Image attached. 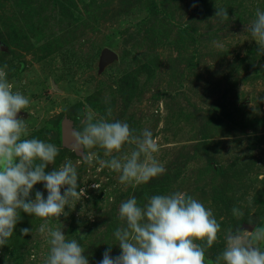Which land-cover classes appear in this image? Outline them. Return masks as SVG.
I'll return each instance as SVG.
<instances>
[{
  "label": "rangeland",
  "instance_id": "rangeland-1",
  "mask_svg": "<svg viewBox=\"0 0 264 264\" xmlns=\"http://www.w3.org/2000/svg\"><path fill=\"white\" fill-rule=\"evenodd\" d=\"M217 8H226L228 21L213 19ZM257 8L264 11V0H0V68L30 99L18 118L28 123L27 138L59 148L45 172L71 159L77 190L86 193L49 226L68 239L84 233L79 243L89 264H99L109 246L113 257L120 254L113 233L131 196L143 206L153 195L185 191L210 208L221 232L206 264L224 250L228 229L264 227V55L246 31ZM105 50L114 57L103 63ZM89 110L137 135L150 128L165 173L133 188L96 162L77 163L61 123L81 130ZM36 191L47 198L43 183L33 200ZM20 217L0 247V264H43L48 244L37 230L44 221Z\"/></svg>",
  "mask_w": 264,
  "mask_h": 264
},
{
  "label": "clouds",
  "instance_id": "clouds-1",
  "mask_svg": "<svg viewBox=\"0 0 264 264\" xmlns=\"http://www.w3.org/2000/svg\"><path fill=\"white\" fill-rule=\"evenodd\" d=\"M220 23L229 20L226 8H217L215 17ZM258 45L257 54L264 55V11L256 9L255 18L246 27ZM216 46L222 47L218 42ZM7 66L5 65V68ZM7 78L0 68V247L7 244L24 212L40 218L38 233L48 244L43 264H89L85 248L79 243L87 236L79 233V240L68 239L61 227H50L49 221H59L67 215L65 207L74 208L86 194L78 189V172L71 159L50 172L45 169L55 164L59 148L50 142L30 135L28 123L18 113L30 105V99ZM107 117L112 116L108 108ZM133 146L129 153H121L124 145ZM72 150L79 162L118 173L121 185L137 187L165 173V163L158 159V138L150 128L135 134L126 122L112 120L89 110L81 130L71 132ZM102 149L101 159L93 149ZM43 183L47 198L40 191L30 198L34 186ZM93 187L99 189L98 184ZM64 189L63 194L61 189ZM237 218L243 212L233 208ZM122 224L113 235L120 254L113 257L111 246L103 253L99 264H206L205 252L218 239L221 225L213 211L185 191L153 195L141 206L135 196L121 202L118 210ZM30 229H21L28 235ZM199 242V243H198ZM264 227L225 233V248L216 256L214 264H264Z\"/></svg>",
  "mask_w": 264,
  "mask_h": 264
},
{
  "label": "water",
  "instance_id": "water-1",
  "mask_svg": "<svg viewBox=\"0 0 264 264\" xmlns=\"http://www.w3.org/2000/svg\"><path fill=\"white\" fill-rule=\"evenodd\" d=\"M114 57V54L109 51L105 50L102 56V62H106ZM61 132H62V140L64 143L71 145V132L70 125L68 121H63L61 123Z\"/></svg>",
  "mask_w": 264,
  "mask_h": 264
}]
</instances>
